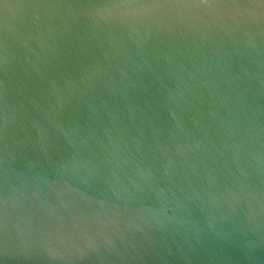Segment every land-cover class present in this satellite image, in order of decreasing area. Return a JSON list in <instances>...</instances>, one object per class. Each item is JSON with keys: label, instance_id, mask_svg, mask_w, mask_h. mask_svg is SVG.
Segmentation results:
<instances>
[{"label": "water", "instance_id": "obj_1", "mask_svg": "<svg viewBox=\"0 0 264 264\" xmlns=\"http://www.w3.org/2000/svg\"><path fill=\"white\" fill-rule=\"evenodd\" d=\"M0 264H264V0H0Z\"/></svg>", "mask_w": 264, "mask_h": 264}]
</instances>
